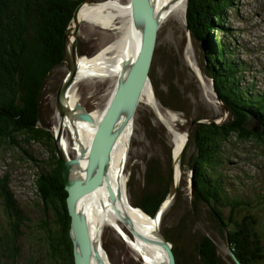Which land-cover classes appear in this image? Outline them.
Instances as JSON below:
<instances>
[{"label": "trees", "instance_id": "1", "mask_svg": "<svg viewBox=\"0 0 264 264\" xmlns=\"http://www.w3.org/2000/svg\"><path fill=\"white\" fill-rule=\"evenodd\" d=\"M85 1L0 0V147L19 150L27 160L35 164L38 171L34 175L33 186L42 202L43 210L54 218L53 223L57 226L52 232L46 220L34 223L39 233V247L27 254L32 260L26 259L29 264H41L42 249L48 264H73L69 236L70 217L62 170L54 154L57 151L52 134L39 125V112L41 85L43 86V81L52 68L65 63V33L76 8ZM232 1L187 0V32L203 55L202 75L204 73L211 78L214 92L228 112V119L217 124L205 116L203 120L209 122H199L201 119L198 117L190 121L188 141L179 159L181 175L172 198H179L181 188L187 186V174L193 171L194 190L192 195L189 194L191 204L195 207L201 204L207 206L216 230L220 234L225 233V236L229 233L235 234L243 249L248 248L247 241L255 237L252 228L256 227L257 219L250 218L251 214L239 222L234 219L235 212L248 205L239 200H230L219 168L227 158L225 147L230 138L243 142H264V95L256 97L251 89L244 90L248 86L243 87L240 81L244 73L241 63L235 61L229 46L223 48V41L213 36L226 30V14ZM149 78L154 97L162 108L186 114L187 101L179 88L169 86L164 94L154 84L152 69ZM136 116L137 123L139 122L148 139L157 136L152 122L142 118L139 108ZM248 124L254 125L255 129L249 128ZM23 143H43L48 146L53 158L49 161L50 165L53 164L50 169L40 167L35 158L25 151ZM173 167L171 156L164 172L157 159L147 160L139 192H135L134 171H128L126 195L129 203L154 218L169 198ZM8 184L7 176L0 178V197L7 216V228L0 235V254L5 256L4 264H21L17 241L22 235V228L30 219L19 208ZM225 208H229L226 218L221 212ZM164 221L163 212L160 223L163 224ZM41 232L44 233L42 246ZM163 236L171 243L175 263L179 264L178 256H183L185 252L169 240L166 231ZM234 244L238 245L236 242ZM194 250L201 264L205 256L210 264H220L219 259L214 257L216 250L210 238L205 237L204 241L202 238L194 246ZM236 258L244 264L238 256Z\"/></svg>", "mask_w": 264, "mask_h": 264}, {"label": "rangeland", "instance_id": "2", "mask_svg": "<svg viewBox=\"0 0 264 264\" xmlns=\"http://www.w3.org/2000/svg\"><path fill=\"white\" fill-rule=\"evenodd\" d=\"M106 1L108 0H95L90 6ZM122 2L126 4L130 0H122ZM185 14L180 19L171 15L159 25L151 69L154 84L159 92L165 94L169 86H174L179 88L183 96L185 94L186 114L164 109L157 100L156 102L160 112L165 115L167 120L171 121L169 113L176 116V119L171 122L174 130L188 135L191 120L198 117L201 119L199 122H209L203 120V116H205L208 117V120L213 119L217 124L228 119V112L218 100L211 78L204 73L202 75L203 55L186 31ZM117 22L118 20L115 21V23ZM224 25L226 30L223 33L212 32L215 33L213 36L223 41V48L229 46V51L236 59L235 61L241 63L244 73L240 77V81L243 87L248 86L244 90L251 89L253 95L261 97L264 95V0H233L227 11ZM115 32V30H105L87 22H80L76 38L78 56H95L102 48L114 41ZM67 74V65L62 63L52 68L45 77L43 86L41 85L39 125L52 134V139L58 143L59 147L65 146L67 157L74 160L79 156L80 151L72 127L79 120L75 119L70 126L66 122V117L60 116L55 106L56 93ZM77 76L72 86L67 90L66 97H70L73 93L75 96L77 95L76 103L79 104L83 112L102 114L114 92L116 81L97 75H83L79 79ZM137 108L142 111V118L152 122L151 125L157 136L148 139L139 122L137 123L135 114L123 169L125 193L128 171L131 170L134 171L136 177L135 192L140 191L147 160L157 159L164 172L167 170L169 156H171L173 171L175 170V160L172 155L173 138L168 128L170 123L165 124L159 119L157 112L143 98L140 99ZM76 112L81 113V110L76 108ZM249 124V128L254 126ZM23 146L25 151L35 158L40 167L50 169L53 165L49 163L53 158L49 147L45 144L23 143ZM60 150L62 151L61 148ZM225 153L227 158L219 168V172L222 173L224 183L227 185V194L230 200H239L248 205L240 207L235 212L234 219L239 222L248 214L252 215V217L249 215L250 218L255 217L257 225L252 228V234L255 237L247 241L248 248L242 249L235 234L229 233L228 236H225V233L220 234L210 218L208 207L204 204L197 207L191 204L188 190L190 186L189 173L186 179L187 186L181 188L179 198L176 200L168 198L167 204L163 205L160 210L161 214L163 212L165 214L164 223H159L160 233L163 235L166 231L169 240L176 243L178 248L185 252L183 256H178L179 264H201L194 246L202 238L204 241L205 237L212 241L216 250L214 257L219 259L220 264H233V260H230L232 255L238 256L244 264H264V142H243L230 138L225 147ZM54 154L57 159V153ZM176 165L179 170V160ZM37 171L35 164L27 160L21 151L0 147V178L7 176L8 187L14 195V199L24 215L30 219V222L22 228V235L17 241L21 264H29V261H26L32 260L27 257V254L39 247L37 239L39 233L38 229L36 230L34 227L35 222L46 220L48 228L52 232L57 229L53 223L54 218L43 210L42 202L33 186L32 181ZM228 211L229 208L222 209L224 218L227 217ZM6 217L0 197V235L7 228ZM103 227L98 241L111 264H143L115 228L107 225H103ZM124 227L126 228V225ZM126 232H128L127 229ZM233 242L238 245H233ZM44 253L45 251L42 249L41 264H48L49 261ZM4 258L5 256L0 254V264H4ZM207 259L206 256L203 258V264H210Z\"/></svg>", "mask_w": 264, "mask_h": 264}, {"label": "bare ground", "instance_id": "3", "mask_svg": "<svg viewBox=\"0 0 264 264\" xmlns=\"http://www.w3.org/2000/svg\"><path fill=\"white\" fill-rule=\"evenodd\" d=\"M150 3L154 9V15L160 24L171 15L180 19L186 13L187 0H150ZM80 10L76 15V19L71 23L70 31L80 21L81 23L87 22L95 26H100L105 30H115L116 37L111 44L102 48L95 56H78L77 78L79 79L83 75H97L115 80L116 84L119 83L128 72L130 64L134 61L137 54L141 40V24L133 20L129 2L123 4L122 0H108L106 2L95 3L92 6L85 5ZM116 20H118L117 23H115ZM76 96L72 93L70 97H66L65 105L71 112L76 111V108L73 109L77 102ZM142 98L157 112L159 119L165 124L170 123L168 124V128L173 138L172 155L175 160L174 173L177 178L178 170L176 164L185 145V134L174 130L171 122L176 119V116L174 117L169 113L168 115L171 119L169 121L160 112L151 86H147L143 95H141ZM101 115L99 112H92L90 113V121L79 119L72 127L80 151L79 156L71 160L69 167V177L73 180L83 179L85 177L87 150ZM66 122L72 126V123L68 119ZM132 125L127 119V113L122 112L113 131L115 143H113L112 151L107 161L106 177L115 194V199L112 201L109 198L107 187L101 184L96 190L79 200L76 206L77 210L82 213L87 221L91 240L94 237L96 228L98 230L93 243L98 253L99 263L102 264H111L98 241L101 236V229L104 228L103 225L115 228L127 246L143 264H160V259L164 261L161 247L156 241L159 238L155 233L156 231L157 233L159 232L160 221L147 217L145 213L129 203L127 195L126 198L124 196L125 181L123 169L130 145ZM63 147L60 148L65 156H68L66 155L67 151L65 146ZM115 205L129 220L145 232L136 229L130 223L127 224V220L121 215ZM101 216L102 219L100 221ZM124 225H126V228ZM126 229L128 232H126ZM132 232L135 234L133 233L134 235H132ZM93 264H96L95 259Z\"/></svg>", "mask_w": 264, "mask_h": 264}, {"label": "water", "instance_id": "4", "mask_svg": "<svg viewBox=\"0 0 264 264\" xmlns=\"http://www.w3.org/2000/svg\"><path fill=\"white\" fill-rule=\"evenodd\" d=\"M94 1L95 0H86L83 4L78 6L75 10L72 21L76 19V15L83 5L90 6ZM129 4L133 20L141 24L140 45L134 61L130 64L128 72L122 81H119V83L116 84L112 97L93 132L91 141L89 143V148L87 150V166L85 177L83 179L73 180L69 177V167L71 165V160H69V158L63 154L58 143L54 142L57 151V160L60 163L62 170L64 189L67 193L66 206L68 215L70 217L69 236L72 242L73 264H93L94 259L96 260V264H102L99 263L98 253L93 243L98 230L96 228L94 237L91 240L87 221L82 213L77 210L76 206L79 200L96 190L101 184H104L107 187L109 198L112 201L115 199V194L113 193L106 177L107 161L109 159L110 152L112 151L111 149L113 143H115L113 131L122 112L127 113L128 121H130L131 125L133 124V117L135 116V112L139 106L141 95H143L147 86H151L149 72L153 61L160 22L157 21L154 15V9L150 3V0H130ZM79 26L80 22L75 24V27L72 31H70V27H68L65 33L63 51L65 63L68 68V74L58 88L55 102L56 111H58L59 115L62 117L65 116L66 119H68L71 123H73L75 119L87 121L91 120L90 114L83 112L79 104L76 103V108L81 110V113H75L74 111L71 112V110L65 105L66 92L74 83V79L78 73L76 38ZM186 31H188L187 27ZM161 124L164 126L162 122ZM187 140L188 135L185 133V144L187 143ZM179 178V170L177 178L175 177L173 171L170 192L168 195L169 198H172L175 195ZM189 184V192L190 195H192L194 190L193 171L190 172ZM124 196L126 198L125 192ZM165 204H167V201H165L163 205ZM115 207L127 220V224L130 223L136 229L141 230L131 220H129L116 205ZM160 215L161 212L159 211L153 219L159 221L161 217ZM101 219L102 216L100 221ZM133 233L134 232H132V235L135 234ZM155 233L157 234L159 240H157L153 235L149 233L148 234L154 237L161 247L164 261H162L159 257L160 264H176L171 244L160 233V231L158 233L156 231ZM232 258L235 264H241L233 255Z\"/></svg>", "mask_w": 264, "mask_h": 264}, {"label": "flooded vegetation", "instance_id": "5", "mask_svg": "<svg viewBox=\"0 0 264 264\" xmlns=\"http://www.w3.org/2000/svg\"><path fill=\"white\" fill-rule=\"evenodd\" d=\"M232 258V257H231ZM233 259V258H232ZM238 260V259H237ZM239 261V260H238ZM240 262V261H239ZM241 263V262H240ZM233 264H235L234 260H233ZM242 264V263H241Z\"/></svg>", "mask_w": 264, "mask_h": 264}]
</instances>
